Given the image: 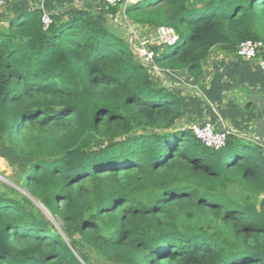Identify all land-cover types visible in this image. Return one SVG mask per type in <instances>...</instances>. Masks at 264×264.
<instances>
[{
	"label": "trees",
	"instance_id": "1",
	"mask_svg": "<svg viewBox=\"0 0 264 264\" xmlns=\"http://www.w3.org/2000/svg\"><path fill=\"white\" fill-rule=\"evenodd\" d=\"M102 2L46 29L39 3L0 15V140L25 161L22 192L0 182V264H264L262 152L179 125V98L105 19L173 28L155 63L198 79L213 46L264 43V0Z\"/></svg>",
	"mask_w": 264,
	"mask_h": 264
},
{
	"label": "crops",
	"instance_id": "2",
	"mask_svg": "<svg viewBox=\"0 0 264 264\" xmlns=\"http://www.w3.org/2000/svg\"><path fill=\"white\" fill-rule=\"evenodd\" d=\"M137 0H129L134 2ZM34 4L13 2L0 9L15 10ZM102 0H46L47 13L51 19L64 21L69 11L81 14H104ZM122 13L115 17L106 14V23L115 30ZM7 20V19H3ZM139 31L143 30L138 26ZM142 29V30H141ZM201 75L191 79L186 70H168L160 67L153 75L157 82L171 90L180 102L182 117L178 124L188 127L194 123H209L216 130L226 131L259 151L264 147V72L257 60H245L234 51L213 46L201 61Z\"/></svg>",
	"mask_w": 264,
	"mask_h": 264
},
{
	"label": "built area",
	"instance_id": "3",
	"mask_svg": "<svg viewBox=\"0 0 264 264\" xmlns=\"http://www.w3.org/2000/svg\"><path fill=\"white\" fill-rule=\"evenodd\" d=\"M33 2L39 3V7L43 10L41 16V23L43 28L46 29L51 24V18L49 14L43 9L42 3L44 0H0V9L6 7L13 2ZM128 2L129 0H105L108 4H116L119 2ZM127 26L133 27L126 22ZM135 28L131 29L132 35H134V46H132L140 62L148 68L151 74L158 73L160 67L155 63V57L157 53L152 47L157 46L161 49L175 45L179 36L175 30L168 26H160L151 35H145L138 33L135 34ZM136 45V46H135ZM237 57L245 60H257L259 68L264 72V43L260 40H244L239 43L236 50L234 51ZM190 133L197 138L204 146L212 149H219L226 143L227 132L222 130H216L209 123H194L187 127ZM262 155L264 157V147L262 149Z\"/></svg>",
	"mask_w": 264,
	"mask_h": 264
},
{
	"label": "rangeland",
	"instance_id": "4",
	"mask_svg": "<svg viewBox=\"0 0 264 264\" xmlns=\"http://www.w3.org/2000/svg\"><path fill=\"white\" fill-rule=\"evenodd\" d=\"M116 24H117L116 28L117 27L119 28V30L117 31L121 32L122 35L124 33L125 37L128 39L129 43L132 44V46H134L135 37L134 35H132L131 29L135 28V30H137V32L135 31V34L138 33L139 35H141L145 33L144 31H143L144 33H142V31L140 32L137 26H133V27L126 26V21L124 20L122 15L119 17V21ZM13 157H15V154L12 152V150L8 146H6L2 140H0V164H1L0 165V182L6 183L16 188L18 191L22 192L23 190H21L20 187H18L14 181L16 180V177L18 174L17 172L21 171L24 168L25 161L24 162L15 161V159L16 160H19V159L17 158L13 159ZM35 203L48 216V218L51 219L50 215L45 210V208L38 202H35ZM88 255L91 261H93L95 264H112L106 261L105 259H103L98 254L89 252Z\"/></svg>",
	"mask_w": 264,
	"mask_h": 264
},
{
	"label": "bare ground",
	"instance_id": "5",
	"mask_svg": "<svg viewBox=\"0 0 264 264\" xmlns=\"http://www.w3.org/2000/svg\"><path fill=\"white\" fill-rule=\"evenodd\" d=\"M1 165V164H0Z\"/></svg>",
	"mask_w": 264,
	"mask_h": 264
}]
</instances>
